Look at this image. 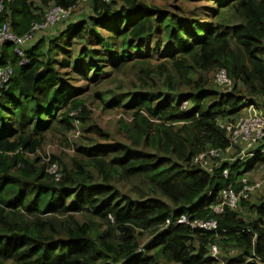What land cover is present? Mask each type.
<instances>
[{"label":"trees","instance_id":"obj_1","mask_svg":"<svg viewBox=\"0 0 264 264\" xmlns=\"http://www.w3.org/2000/svg\"><path fill=\"white\" fill-rule=\"evenodd\" d=\"M47 2L8 3L0 23L23 34ZM86 4L88 14L58 23L57 35L27 49V65L3 46L0 65L10 63L13 77L0 90V264H219L208 256L211 240L222 264H262L261 187L220 214L210 206L264 161V140L248 151L253 159L239 179L242 160L209 173L193 158L229 145L217 122L235 121L245 101L264 114V0ZM219 69L231 92L213 83ZM94 107L119 110L113 135ZM75 127L73 153L51 156L62 173L55 181L36 152L48 141L71 146ZM223 169L229 176L220 187ZM182 215L214 218L217 236L166 224Z\"/></svg>","mask_w":264,"mask_h":264},{"label":"built area","instance_id":"obj_2","mask_svg":"<svg viewBox=\"0 0 264 264\" xmlns=\"http://www.w3.org/2000/svg\"><path fill=\"white\" fill-rule=\"evenodd\" d=\"M15 0H0V15L4 13L6 5ZM108 2L109 0H104ZM82 2L86 0H76L75 4L64 8L54 3V0H48L46 9L39 22L31 23L27 32L23 34L15 33L11 30L7 22L0 23V58L3 46L8 43L11 45V52L16 57L18 66H25L29 63L26 51L28 48L35 45L43 34L54 28L58 23L72 20L75 18V12L80 8ZM13 77V67L10 63L0 65V90L8 88L11 78ZM213 83L217 85L222 92L228 93L232 91L233 82L229 78L225 69H219L212 77ZM245 105L241 108L236 120L233 122H217L219 128L227 133L229 145L222 151L220 149L211 148L204 152H199L193 162L203 170L212 173L215 166L221 164L232 163L235 160L241 161L248 157V151L260 140H264V114L256 104L244 102ZM187 103L184 102L182 109L186 108ZM80 136V130L75 127L73 132L67 136V140L73 146L75 140ZM241 143L243 147L236 153L235 145ZM58 148L48 145L44 148V152H36V156L46 164L45 171L55 181L61 179L62 173L59 164L52 161V154L57 153ZM65 152H73L72 149H64ZM235 153L234 156L231 154ZM32 157V154H29ZM223 178H228V169L221 171ZM240 185L239 191L223 188L220 192V201L210 206L213 214H220L225 207L231 209L236 208L240 198H246L249 192L256 188L262 187V182H250L247 178L242 177L238 182ZM166 224L186 225L190 229L200 230L201 232L209 233L213 237L217 236L218 223L214 218L211 219H191L185 215L180 216L174 221H167ZM218 242L211 240L208 244V256L210 259L222 264L220 259ZM264 264V261L261 262Z\"/></svg>","mask_w":264,"mask_h":264},{"label":"rangeland","instance_id":"obj_3","mask_svg":"<svg viewBox=\"0 0 264 264\" xmlns=\"http://www.w3.org/2000/svg\"><path fill=\"white\" fill-rule=\"evenodd\" d=\"M156 2H157V0H156ZM87 7H88V5L85 2H82L80 8H78V10L75 12V14H76L75 18L78 17L81 14L80 12L87 11ZM74 19H72V20H74ZM60 28L63 29L64 26L61 25ZM59 30L60 29H57V30L51 29V30H49L46 33L47 34H53V35H47V36L52 37L54 35H57L58 32H59ZM50 31H51V33H50ZM112 87H113V84H107V85H104V87H101L100 92L103 93V95L105 96V98L106 97L107 98L109 97V93L107 91H105V90L106 89H109L110 90ZM91 110L94 113V117H95L96 122L100 126H102L105 130H107L111 135H113L114 132H115V126H116L115 121L117 120V118L120 117L119 116L120 114L118 112L119 110H107V111L102 112L99 109H96V107L92 108ZM77 140H75L73 146L58 145V143H56V142L48 141V142H46L42 146V148L39 149V152L40 153H43L44 152V148L46 146H48V145H51V146H54V147L58 148L57 149L58 152L68 153V152H65L63 150L64 149H72L73 150L74 149V146L76 147L79 144V141H77ZM58 152L56 153V155H60L61 154V153H58ZM72 153L73 152H70L68 154H72ZM61 156L62 155H60L59 157H61ZM63 156H67V155H63ZM260 156H262V158H264V153L261 154ZM252 159H253L252 156L250 157L249 154H248V157L247 158H245L244 160H242L241 163H238L236 170H234V173L235 172H238L237 179H239L241 177V175H242L241 173H243V171L246 169L248 163H250L252 161ZM221 177H219L217 179V182L219 183L220 187H222L221 184L224 183V179H225V178L223 179V177L222 178ZM242 177L247 178L252 183H255L257 181L263 183V186L261 187V190L259 191V193L255 197V199L258 200L256 202H259V200L262 201V202H264V161L256 160V161L252 162V164L250 166V169H248L247 171H245L243 173V176ZM231 178H232V176H231ZM233 179H234V175H233ZM238 186L239 185L233 187L234 191H236L235 189ZM253 199L254 198L252 197V200Z\"/></svg>","mask_w":264,"mask_h":264},{"label":"crops","instance_id":"obj_4","mask_svg":"<svg viewBox=\"0 0 264 264\" xmlns=\"http://www.w3.org/2000/svg\"><path fill=\"white\" fill-rule=\"evenodd\" d=\"M86 14H88V10L87 11H84V12H81V14L78 16V17H76V18H82L83 16H85ZM51 32V31H50Z\"/></svg>","mask_w":264,"mask_h":264},{"label":"clouds","instance_id":"obj_5","mask_svg":"<svg viewBox=\"0 0 264 264\" xmlns=\"http://www.w3.org/2000/svg\"><path fill=\"white\" fill-rule=\"evenodd\" d=\"M86 3V2H85ZM81 13V12H80ZM74 19V18H73ZM76 19V18H75ZM70 21V20H69ZM69 21H65V22H63V23H67V22H69ZM61 23V22H60ZM6 44H8V43H6ZM9 47H10V49H11V45H9ZM2 50H3V48H2ZM1 54H2V52H1Z\"/></svg>","mask_w":264,"mask_h":264}]
</instances>
